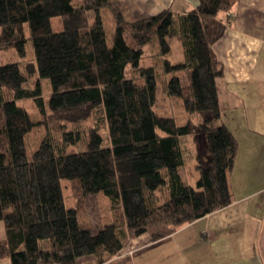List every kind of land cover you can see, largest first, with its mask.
Masks as SVG:
<instances>
[{
	"label": "trees",
	"instance_id": "1",
	"mask_svg": "<svg viewBox=\"0 0 264 264\" xmlns=\"http://www.w3.org/2000/svg\"><path fill=\"white\" fill-rule=\"evenodd\" d=\"M237 1L199 0L183 13L164 9L128 21L110 0H0V50L15 48L21 57L0 63V220L6 226L0 260L81 264L94 256L97 264H127L111 259L131 238L160 239L233 202L230 173L239 143L221 120L217 78L224 65L213 44L231 24ZM172 37L181 42L183 61L166 57ZM29 40L35 58H26ZM147 46L148 56H163L158 68L141 65ZM158 72L171 74L163 91L182 100L186 120L156 110ZM41 78L50 80L48 99ZM26 99L37 105L39 119L19 103ZM90 118L94 123L82 130L63 129L59 141L47 134L28 154L26 136L37 124L50 131ZM191 133L199 148L195 185L181 171L182 136ZM77 142L82 149L67 151L66 144ZM63 178L75 185L74 205L66 204ZM99 192L122 215L95 227L85 198Z\"/></svg>",
	"mask_w": 264,
	"mask_h": 264
},
{
	"label": "crops",
	"instance_id": "2",
	"mask_svg": "<svg viewBox=\"0 0 264 264\" xmlns=\"http://www.w3.org/2000/svg\"><path fill=\"white\" fill-rule=\"evenodd\" d=\"M110 1L128 21L164 9L183 13L199 2ZM230 15L231 24L213 49L224 65L217 78L221 120L239 143L230 173L234 200L141 245L133 264H264V0H238ZM5 237L0 220V239ZM0 264H12L10 257Z\"/></svg>",
	"mask_w": 264,
	"mask_h": 264
},
{
	"label": "rangeland",
	"instance_id": "3",
	"mask_svg": "<svg viewBox=\"0 0 264 264\" xmlns=\"http://www.w3.org/2000/svg\"><path fill=\"white\" fill-rule=\"evenodd\" d=\"M105 24L107 27V37L108 41L112 42V22L107 15H105ZM1 30V28H0ZM28 34V28H26ZM172 51L166 55L172 62H179L184 60V53L182 45L179 39L172 37ZM27 54L26 58H35L34 48L31 40L27 42ZM149 46L145 48V54L141 59V65H154L158 68L162 61V55L153 54V56H148L150 53L148 51ZM21 57L15 48L2 49L0 50V63L19 61ZM127 75H131L132 72L130 67L126 69ZM171 74L166 72H158V85H159V96L156 104V110L160 113H175L181 121L186 120L187 113L182 106V100L180 98H175L168 95L163 91V87L166 81L169 79ZM35 77H32L27 84L32 85ZM43 85V91L46 98L50 95V80L48 78H41ZM20 104L25 105L34 120L39 119V111L37 105L32 99L20 100ZM92 118L86 121H67L63 123V126L52 125L50 131L43 123H39L33 128L26 136V147L28 154H31L32 150L40 143V141L48 134L55 141L61 140V133L63 129H83V127L93 124ZM104 141L108 137V129L106 127L101 128ZM50 132V133H48ZM182 143L187 148V158L184 166L181 168L184 180L192 185H195L198 172L195 168V164L198 163V143L196 136L194 134H187L182 136ZM67 151H74L82 149V142L66 144ZM63 191L65 194V201L68 206L76 204V197L74 194L75 185L69 178L62 179ZM86 209L89 214L90 220L93 221L95 227H99L102 224L111 221V219H120L122 215V210L120 207H113L111 200L108 195L104 192L89 194L85 198ZM152 239L149 234L141 235L140 237H133L130 239L129 243L120 250L117 254L112 257V261L125 262L127 264H133L132 258L136 255L141 245L150 242ZM81 264H97L96 258L94 256H89L83 259Z\"/></svg>",
	"mask_w": 264,
	"mask_h": 264
}]
</instances>
